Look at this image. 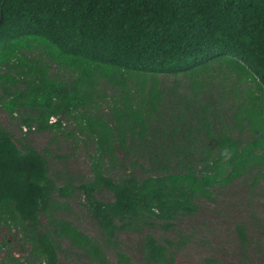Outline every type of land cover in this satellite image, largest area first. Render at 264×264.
<instances>
[{
    "label": "trees",
    "instance_id": "16d2710c",
    "mask_svg": "<svg viewBox=\"0 0 264 264\" xmlns=\"http://www.w3.org/2000/svg\"><path fill=\"white\" fill-rule=\"evenodd\" d=\"M215 58L241 61L244 76L257 82L264 97V0H0V107L20 117L21 128L35 125L38 132L71 137L76 130L65 134L61 118L50 123L51 116H62L95 142L94 178L78 187L104 242L55 215L56 196L71 195L76 186L59 185L48 157L26 137L19 144L1 122L0 226L18 230L41 264H60L62 240L93 264H110L104 243L112 244L119 231L169 228L178 215L197 210V198L264 164V129L246 143L225 135L215 152L213 132L200 126L184 133L189 118L155 124L157 117L122 114L121 100L111 106L114 124L90 114L105 95L102 80L121 89L130 76L143 73L159 86L157 76L178 75ZM107 68L120 76L110 78ZM61 71L71 77L59 76ZM199 141L202 151L196 152ZM117 146L145 155L151 171L162 174L106 176L104 160L115 156ZM99 188L110 190L112 200H99ZM143 247L146 260L169 261L167 247L153 235ZM118 257L129 264L124 252ZM13 263L25 264L15 256L5 264Z\"/></svg>",
    "mask_w": 264,
    "mask_h": 264
},
{
    "label": "rangeland",
    "instance_id": "374dc122",
    "mask_svg": "<svg viewBox=\"0 0 264 264\" xmlns=\"http://www.w3.org/2000/svg\"><path fill=\"white\" fill-rule=\"evenodd\" d=\"M106 72L110 78L120 76L119 72L109 68ZM244 75L241 61L215 58L178 75L161 74L156 77L159 86L155 85L154 76L143 73L130 76L121 83V89L102 80L99 89L105 95L98 99V106L90 107L89 111L91 115L103 114L106 121L114 124L111 106L114 101L121 100V106L125 108L122 114L131 110L148 120L157 117L153 119L155 124L189 118L202 126L205 133H214L212 150L216 152V142L225 135L246 143L264 129L263 92L253 78ZM59 76L69 79L71 74L61 71ZM157 96H163V99H154ZM64 120L65 134L69 130H76V134L65 137L50 131L24 132L20 126L21 118L11 117L0 107V122L13 133L16 141L19 143L26 137L48 157L51 174L59 185L76 186L71 195L56 196L59 203L55 215L72 221L81 231L103 243L101 229L83 205L85 198L78 187L94 178L96 144L87 139L86 132L79 134L72 120ZM201 144L199 141L196 145V152L202 151ZM103 172L115 179L128 172L139 176L162 174L160 170L151 171L145 155H139L134 149L126 152L120 146L114 157L106 156ZM96 197L110 201L113 194L106 188H99ZM197 205L192 214L178 215L169 228L144 226L141 231H119L112 244L104 243L110 264H120L118 252L128 256L129 264H264V164L248 169L229 183L216 186L208 197L197 198ZM40 217L47 225V216L42 213ZM241 227L245 238L240 233ZM149 234L167 247L168 262L146 260L143 244ZM58 255L60 264H93L89 256L73 247L69 240L61 241ZM12 256L25 264H41V256L31 253V246L18 230L10 231L8 226L1 225L0 261L8 263Z\"/></svg>",
    "mask_w": 264,
    "mask_h": 264
},
{
    "label": "built area",
    "instance_id": "2783aa9c",
    "mask_svg": "<svg viewBox=\"0 0 264 264\" xmlns=\"http://www.w3.org/2000/svg\"><path fill=\"white\" fill-rule=\"evenodd\" d=\"M60 118H61V120H62V123H63L64 127H66V122H65V120H64V118H63L62 116H56V115H55V116H51V117H50V123H55V122H57ZM22 128H23L24 132L34 131V130H36V126H35V125H32V128H31V129H30L28 126H26V125H23Z\"/></svg>",
    "mask_w": 264,
    "mask_h": 264
},
{
    "label": "crops",
    "instance_id": "0c3cea01",
    "mask_svg": "<svg viewBox=\"0 0 264 264\" xmlns=\"http://www.w3.org/2000/svg\"><path fill=\"white\" fill-rule=\"evenodd\" d=\"M257 95H258V94H257ZM189 124H190V125H189ZM187 125H189V126H188V129H186L184 133H188V132L192 133V132H191L192 129L189 130V127H195V128H196L195 131L198 132V129H199V127H200V125H199L198 123H193L192 121H191V122H188Z\"/></svg>",
    "mask_w": 264,
    "mask_h": 264
}]
</instances>
